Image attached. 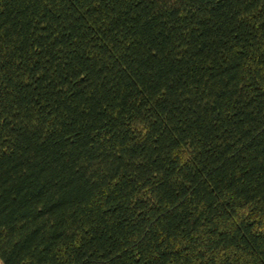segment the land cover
<instances>
[{"label":"trees","instance_id":"16d2710c","mask_svg":"<svg viewBox=\"0 0 264 264\" xmlns=\"http://www.w3.org/2000/svg\"><path fill=\"white\" fill-rule=\"evenodd\" d=\"M0 264H264V0H0Z\"/></svg>","mask_w":264,"mask_h":264}]
</instances>
